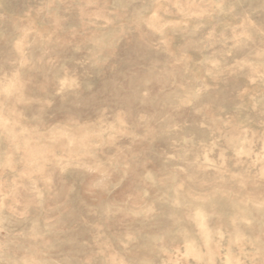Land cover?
Wrapping results in <instances>:
<instances>
[{"label":"rangeland","instance_id":"obj_1","mask_svg":"<svg viewBox=\"0 0 264 264\" xmlns=\"http://www.w3.org/2000/svg\"><path fill=\"white\" fill-rule=\"evenodd\" d=\"M0 264H264V0H0Z\"/></svg>","mask_w":264,"mask_h":264}]
</instances>
